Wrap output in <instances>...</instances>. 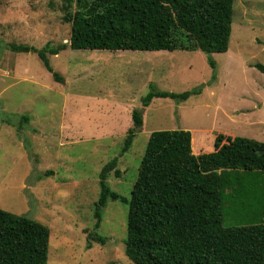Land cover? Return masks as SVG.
<instances>
[{"label":"rangeland","instance_id":"rangeland-1","mask_svg":"<svg viewBox=\"0 0 264 264\" xmlns=\"http://www.w3.org/2000/svg\"><path fill=\"white\" fill-rule=\"evenodd\" d=\"M73 1L0 0V210L49 228L47 264H133L124 254L126 204L108 201L95 228L99 173L117 157L119 174L110 172L106 185L129 198L155 131H189L203 141L200 150L219 131L264 142V74L252 67L264 65V0H235L228 50L210 55L214 68L198 50L68 48L48 57L58 83L35 54L9 46L68 44L64 14ZM196 87L183 102L141 103L151 90ZM134 109L143 111V125L120 155ZM253 182L234 187L248 190ZM235 199L225 201L224 226L259 222L243 195ZM89 233L103 243L88 248Z\"/></svg>","mask_w":264,"mask_h":264},{"label":"trees","instance_id":"trees-1","mask_svg":"<svg viewBox=\"0 0 264 264\" xmlns=\"http://www.w3.org/2000/svg\"><path fill=\"white\" fill-rule=\"evenodd\" d=\"M235 0H74L64 21L70 25L68 44L41 49L10 45L14 53H33L55 82L60 77L49 56L66 49L100 51H201L209 65L213 53L228 50ZM264 74V65L252 66ZM199 87L180 94L151 90L141 103L154 99L186 101ZM143 111L131 113L121 154L141 131ZM26 120V118H24ZM211 153L194 155L191 133L155 131L148 138L129 198L110 190V172L118 176V158L99 173L100 194L94 208L95 228L108 201L127 205L124 254L133 264H264V142L218 132ZM248 178V190L235 181ZM244 196L259 222L226 227V200ZM247 196L249 199H246ZM250 200V201H249ZM50 230L0 210V264H47ZM91 242L103 239L89 233Z\"/></svg>","mask_w":264,"mask_h":264},{"label":"crops","instance_id":"crops-1","mask_svg":"<svg viewBox=\"0 0 264 264\" xmlns=\"http://www.w3.org/2000/svg\"><path fill=\"white\" fill-rule=\"evenodd\" d=\"M215 141H216V136L212 135V133H210V136L208 138V146L206 147L207 150H200V142H203V141H200V139H197V138L193 139V137L191 135V150H192V153L194 155H199V154H202V153H211V152H213L214 149H215V143H216ZM194 148H197V150L194 151ZM203 151H205V152H203Z\"/></svg>","mask_w":264,"mask_h":264}]
</instances>
